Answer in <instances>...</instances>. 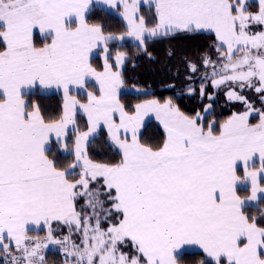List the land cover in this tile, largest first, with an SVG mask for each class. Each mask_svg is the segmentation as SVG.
I'll return each instance as SVG.
<instances>
[{"label":"snow or ice","instance_id":"1","mask_svg":"<svg viewBox=\"0 0 264 264\" xmlns=\"http://www.w3.org/2000/svg\"><path fill=\"white\" fill-rule=\"evenodd\" d=\"M92 2L0 0V264H47L49 245L62 264H181L190 246L203 254L196 264H264V0H101L122 6L119 35L88 22ZM178 32L214 36L199 64L187 62L186 93L199 73L201 98L226 89L244 111L217 123L206 121L211 104L189 115L172 98L121 101L127 53L113 57L109 43L147 51ZM90 81L97 91L81 102L72 93ZM53 89L63 103L46 118L27 97ZM150 115L163 128L155 145L140 138ZM101 127L119 159L90 154Z\"/></svg>","mask_w":264,"mask_h":264},{"label":"trees","instance_id":"2","mask_svg":"<svg viewBox=\"0 0 264 264\" xmlns=\"http://www.w3.org/2000/svg\"><path fill=\"white\" fill-rule=\"evenodd\" d=\"M122 6L114 9L103 7H92L87 15L90 24H101L105 34L112 33L119 35L126 31V22L120 11ZM119 11V12H118ZM142 14L148 15L147 8L142 5ZM214 36L204 32L188 33L178 32L165 38L149 40L146 43L147 51L138 46V42L125 39L123 41H111L109 49L112 56L117 51L127 53L124 65L122 66L124 84L123 91L120 92V98L126 105L139 103L147 99H159L163 101L172 98L179 105L182 111L191 115L195 111H203L208 104L212 105L209 114H206V121L212 117H226L234 111H242L243 107L239 103H227L225 90L216 91L212 87L207 88V92L214 95L213 100H209L207 95L203 98L199 95V73L193 77L197 87L195 95L189 96L185 88L190 81L186 77L192 75L187 67V62L199 64V57L209 52L208 46L213 42ZM171 53V55H169ZM111 62V61H110ZM91 63L98 70L102 69L101 56L92 57ZM175 85V87H171ZM88 89L95 90L93 84H88ZM80 100H85V95L80 91H74ZM28 99L40 104L42 112L46 118L55 117L61 110L63 95L59 92L42 93L36 92ZM226 109V110H225ZM78 123L84 128L86 119L78 114ZM252 118V122H256ZM141 142L149 144H158L163 139V128L160 123L154 119L148 120L141 130ZM90 154L99 161H112L119 159L113 148L107 143V132L100 129L89 145ZM241 195H247L245 188H240ZM260 209H264V201H260ZM246 212L259 216V209L248 207ZM34 231H31L32 235ZM42 229L37 233H44ZM36 233V232H35ZM51 258L61 257L58 253L52 251ZM203 254L198 249H190L181 260V264H196L203 259ZM48 263H55L49 260Z\"/></svg>","mask_w":264,"mask_h":264},{"label":"rangeland","instance_id":"3","mask_svg":"<svg viewBox=\"0 0 264 264\" xmlns=\"http://www.w3.org/2000/svg\"><path fill=\"white\" fill-rule=\"evenodd\" d=\"M96 7V6H95ZM99 7H103V8H106V9H114V8H112V7H110L109 5H104V6H99ZM123 11V8H122V10L120 11V13ZM119 12V11H118ZM120 16H122L121 14H119ZM126 22V21H125ZM127 39H130V40H133L132 38H127ZM133 41H135V40H133ZM96 55H99V56H101V59H102V63H103V49H101L97 54H95L94 56H96ZM93 56V57H94ZM92 59V58H91ZM102 70V69H101ZM203 71V69H201V72ZM238 90V89H237ZM121 91H123V87H121V90H120V92ZM239 91V90H238ZM241 94L242 95H245L246 97H248L249 98V100H253L254 101V103H255V106L256 107H260V104H259V101H258V99H256L255 98V95H254V93L252 92V91H250V90H245V91H243V92H241ZM147 100H149V99H147ZM226 102L227 103H239L242 107H243V110L242 111H244L245 110V107H244V105L241 103V102H235V101H228V99H227V97H226ZM226 110V109H225ZM234 112H241V111H234ZM228 116H230V115H228ZM228 116H226V117H212V118H210L209 119V121L210 120H213V119H215L216 121H217V123H220V122H222L223 120H225V119H227V117ZM146 120V122L148 121V120H150V119H154V120H156V118H155V116L154 115H150V116H148V117H146L145 118ZM148 119V120H147ZM157 121V120H156ZM145 122V123H146ZM159 122V121H158ZM144 123V124H145ZM255 123V122H254ZM259 165V161L257 160V164H256V166H258ZM241 188H243V187H241ZM249 194V192L247 191V195ZM42 230V229H41ZM38 231H40V230H37V231H35L34 230V232H33V236H36V235H39V236H44L45 235V232L44 233H37ZM36 232V233H35ZM30 234V233H29ZM60 234H66V232H64V233H60ZM31 235V234H30ZM199 250V249H198ZM52 251H54V252H56V253H58L61 257H58V258H51V255H50V253L52 252ZM0 254H2V253H0ZM45 254H46V258H47V264H62V260H63V253L60 251V249H59V246H57V245H49V247H48V249H46L45 250ZM49 260H54L55 261V263H48V261Z\"/></svg>","mask_w":264,"mask_h":264},{"label":"crops","instance_id":"4","mask_svg":"<svg viewBox=\"0 0 264 264\" xmlns=\"http://www.w3.org/2000/svg\"><path fill=\"white\" fill-rule=\"evenodd\" d=\"M104 5H106V4L102 3L101 0H93L92 5L90 6V9H91L92 7H95V6H104ZM101 49H102V47L99 48V49H94L91 58H92L95 54H97ZM89 83L93 84L95 90L88 89V87H87L86 90H78V91L82 92L84 95H85V91H97L98 86L96 85V83H95L94 81H90ZM120 90H121V89H120ZM54 92H59V93L62 94L61 91H57V90H55V89L50 90V91H47V92H42V93H54ZM62 95H63V94H62ZM73 95H74V94H73ZM75 96H76V95H75ZM76 97H77V96H76ZM77 99H79V98L77 97ZM79 100H80V99H79ZM81 102H86V95H85V100H81ZM78 114H81V115L86 119V117H85L82 113H80L79 110H78ZM145 120H146V119H145ZM147 120H148V119H147ZM145 122H146V121H144V123H145ZM101 129H104V128L101 127ZM105 130H106V129H105ZM240 174L242 175V168H241V170H240ZM239 194H240V193H239ZM240 195H241V194H240ZM241 196H244V195H241ZM246 196H247V195H246ZM41 229H43V228H41ZM41 229H40V230H41ZM33 231H34V230H33ZM35 231H37V230H35ZM6 242H7V241H6ZM190 249H198V248H195L194 246H190Z\"/></svg>","mask_w":264,"mask_h":264}]
</instances>
